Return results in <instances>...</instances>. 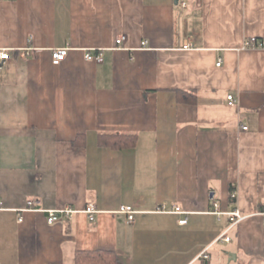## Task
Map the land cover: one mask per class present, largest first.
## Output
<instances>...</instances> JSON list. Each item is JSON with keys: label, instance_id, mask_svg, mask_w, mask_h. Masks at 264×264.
Masks as SVG:
<instances>
[{"label": "crops", "instance_id": "1", "mask_svg": "<svg viewBox=\"0 0 264 264\" xmlns=\"http://www.w3.org/2000/svg\"><path fill=\"white\" fill-rule=\"evenodd\" d=\"M250 37L264 0H0V264L100 250L264 264V49ZM89 204L92 220L48 222Z\"/></svg>", "mask_w": 264, "mask_h": 264}, {"label": "built area", "instance_id": "2", "mask_svg": "<svg viewBox=\"0 0 264 264\" xmlns=\"http://www.w3.org/2000/svg\"><path fill=\"white\" fill-rule=\"evenodd\" d=\"M126 40V36L125 35H121L120 37L117 38L116 43L117 46H121L124 41ZM147 41H145L146 43ZM144 44V43H143ZM244 47H248V48H263L264 49V37H250L247 38L245 43H244ZM68 51L69 49L67 47H62V48H56L52 51L51 53V58H52V62L55 65H59L60 63H62L67 55H68ZM9 51L4 49V50H0V59L2 61L9 59ZM86 59L89 61H96V62H102L103 61V57L102 54H92L90 52H87L85 55ZM221 61H219L217 63V65H220ZM228 100H229V105H234V97L233 95H228ZM247 127L244 126V129H246ZM236 193H233V197H235ZM216 208H218V204H215ZM31 207V206H30ZM0 209H1V202H0ZM159 210L161 211H167L168 209H166L165 206H162L159 208ZM84 212L87 213L89 218L94 219V215L98 212V209H96V207L92 204L87 205L84 209L80 210V209H76L70 206H64L58 209H53V210H49V215H48V222L50 224L55 223L56 221H59L63 218L66 219H72V217L78 213V212ZM171 212H176V213H184V211H182L180 206H174L171 210H168ZM120 212L125 213L128 215V219L130 221H134V214H135V209L133 206L129 205V206H121L120 207ZM216 213L218 215H221L223 212L221 211H216ZM228 215L231 216L232 219V225L234 226L235 224H237L241 219H243V216L239 213L238 210H234V211H230V212H226ZM19 221H22V217L19 218ZM187 222V219H182L180 221V223L184 224ZM230 237L229 236H225V240H229Z\"/></svg>", "mask_w": 264, "mask_h": 264}, {"label": "trees", "instance_id": "3", "mask_svg": "<svg viewBox=\"0 0 264 264\" xmlns=\"http://www.w3.org/2000/svg\"><path fill=\"white\" fill-rule=\"evenodd\" d=\"M124 141V140H123ZM122 143V141H121ZM122 144H126L123 142ZM232 197V202H234ZM261 210L264 211V204L261 205ZM76 264H123L119 261L116 254L111 251H78Z\"/></svg>", "mask_w": 264, "mask_h": 264}]
</instances>
